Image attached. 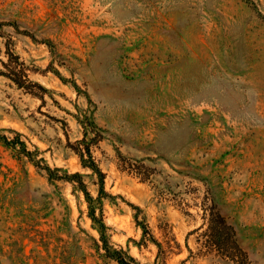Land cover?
Wrapping results in <instances>:
<instances>
[{
	"label": "rangeland",
	"instance_id": "1",
	"mask_svg": "<svg viewBox=\"0 0 264 264\" xmlns=\"http://www.w3.org/2000/svg\"><path fill=\"white\" fill-rule=\"evenodd\" d=\"M8 52L29 82L0 74V264H116L43 170L96 198L86 144L115 248L264 264V0H0V73Z\"/></svg>",
	"mask_w": 264,
	"mask_h": 264
},
{
	"label": "trees",
	"instance_id": "2",
	"mask_svg": "<svg viewBox=\"0 0 264 264\" xmlns=\"http://www.w3.org/2000/svg\"><path fill=\"white\" fill-rule=\"evenodd\" d=\"M8 54V61L6 63H3V67L5 68L6 72L0 73L5 78L9 79L12 83H14L18 88L27 90L25 84L29 82V79L27 76L23 73V71L18 68V57L14 56L11 53ZM0 140H2L5 144L9 145H15L7 137L4 135H0ZM82 143L85 142L84 140L81 141ZM20 146V152L25 156L28 157L32 162H34L31 157V153L27 151V148L23 142L19 144ZM86 153L89 157L88 160H85L84 154ZM78 157L80 159L81 165L83 168L89 169L92 171V173L96 174L98 177V195L96 198H93L89 192L86 190L85 184L82 181L81 175L79 173H73V174H67L64 173L62 176H58L57 172L58 169L52 170L48 166L43 167V170L47 174L48 180H61L66 181L70 183L75 191H79L87 204V217L91 221L94 229L97 231L99 236V242L101 244L100 248L102 249L104 253V257L115 262L116 264H139L134 258L128 255L127 252H125L123 249H117L115 248L109 239V235L107 234L108 228L106 227V224L103 220L102 211H101V201L104 196H106V193L104 191V180L103 175L98 169V167L95 165L94 161L91 159V154L89 151V147L86 144L85 145V151H78ZM35 166H38L37 163H35ZM224 221L221 218V223ZM140 226V229L142 230V236L144 237L147 229L142 223H138ZM218 235V233L216 234ZM219 236V235H218ZM152 243L159 247V243L152 239Z\"/></svg>",
	"mask_w": 264,
	"mask_h": 264
}]
</instances>
